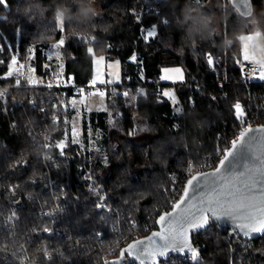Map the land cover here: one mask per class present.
I'll return each instance as SVG.
<instances>
[{"label":"trees","instance_id":"obj_1","mask_svg":"<svg viewBox=\"0 0 264 264\" xmlns=\"http://www.w3.org/2000/svg\"><path fill=\"white\" fill-rule=\"evenodd\" d=\"M251 1L250 17L230 0L0 3V86L8 87L7 102H0V264H111L130 242L157 229V218L173 208L193 174L216 168L238 135L236 103L251 105L250 116L264 120V85L246 84L241 73V37L257 30L264 37V0ZM152 28L156 35L147 40ZM61 40L63 70L76 85L92 83L90 48L118 59L121 74L104 93L113 120L107 111L90 115L93 131H101L100 149L82 153L69 139L43 158L34 134L66 133L72 112L60 102L72 90L17 82L9 65L15 61L17 70L16 63L30 62L46 80L60 66L46 50ZM209 54L225 59L210 65ZM167 67H180L184 80L163 82ZM166 87L176 89L182 113ZM51 208L54 215H46ZM237 238L213 222L194 233L195 258L160 264H264V235L246 246Z\"/></svg>","mask_w":264,"mask_h":264},{"label":"water","instance_id":"obj_2","mask_svg":"<svg viewBox=\"0 0 264 264\" xmlns=\"http://www.w3.org/2000/svg\"><path fill=\"white\" fill-rule=\"evenodd\" d=\"M233 7L244 17H250L252 14V1L251 0H230ZM249 129L252 130H260L264 129V125H256L248 128L243 133H248V147H241L239 156L235 158H229L227 157V154L232 151L235 152L236 149L233 148V143L231 144L230 148L225 152L224 156L219 161L216 168L204 172H197L193 174L186 182L184 192L180 199L174 204L180 203L181 201H184L183 204H181V209H184L189 205V201L192 203V211H196V208L207 207V202L203 201L201 198L205 196H215V193L211 192V186H210V180L215 179V176L213 174L219 175L220 172L224 171L223 168H221L222 162L226 163L228 159H233V164L231 166V171L226 174H233V173H239L242 170V166H247L249 168H252L254 171L252 175L254 178L258 181L251 192V199L249 201V211L254 214V217L256 219H259L260 217H264V131H252L248 132ZM251 137H255V139H250ZM240 135L233 141L236 142L237 145H240ZM201 177L202 180H204V183L200 187V189L193 193L191 189L187 188L188 182L193 179V177ZM217 183H222V181H217ZM188 192L189 195L186 197L185 192ZM226 203V202H225ZM216 207V210L218 213L222 211L221 205H214ZM178 209H176L174 206L170 211L164 212L161 215L169 214V213H177L179 214ZM161 215L157 218L156 224L157 229L152 231L149 235L134 240L130 242L126 247H124L121 250V254L118 258L114 259L111 264H122L124 261L127 260V258H130L137 262L138 264H158L161 261L168 260L172 256H188L192 255L191 252L188 251L187 248L184 249V251H176L173 250L172 245L175 244L176 248L180 247L179 239L177 238L175 241L173 240H164L161 239L159 236H154V233H160L167 235L169 230L167 227V222L161 223L159 222ZM207 215V224L202 228H193L189 229L188 231V243L192 248L196 250L197 249L194 246L193 242V235L194 233H199L202 231H205L210 222L214 221L217 224L232 229L236 233L240 235L241 238L247 239V240H253L256 238H259L264 235V231L260 232H250L248 229L243 228L242 225L247 223V218L243 217H221L219 219L213 217L210 212L206 213ZM168 220H171V216L169 215L167 217ZM149 237H152V240L154 243L149 245ZM137 241H144V245H141L139 247L147 248L148 250L152 249H160L165 244L169 245V250L166 252L164 256L157 255L155 257V262L147 257H139L137 258L134 255H129L128 249L130 245L135 244ZM139 250V248H138ZM123 254V255H122Z\"/></svg>","mask_w":264,"mask_h":264},{"label":"snow or ice","instance_id":"obj_3","mask_svg":"<svg viewBox=\"0 0 264 264\" xmlns=\"http://www.w3.org/2000/svg\"><path fill=\"white\" fill-rule=\"evenodd\" d=\"M2 2L3 0H0V3ZM152 34L153 33H149L148 35L151 36ZM63 43V40L59 42L60 45H62ZM208 62L210 65H213V59L211 55H209L208 57ZM176 72L180 73L182 78V73L180 72V70L176 69ZM261 78L264 79V76H262ZM164 95H168V93H165ZM235 109L240 115H242L241 106L239 104L235 105ZM252 131H264V129L248 130V132ZM239 139L240 145H237L236 142H233V148L236 149V151H230L227 154V157H238L240 148L249 146L248 133H241ZM250 139H255V137H251ZM232 164L233 159H228L226 163L222 162L221 168H223L224 171L220 172L219 175L213 174L215 176V179H211L209 182L211 186V192L215 193V196H205L201 198L203 201L207 202L206 208H196V211H192L191 208L193 205L191 201H189V205L184 209H181V204H183L184 201L177 203L176 205H174V207L180 210L179 214H164L161 215L159 220V222L161 223L167 222V227L169 230L168 234L165 235L154 233L153 235L159 236L164 240L175 241L178 238L180 247L176 248L175 244L173 243V250L182 252L185 248H187L195 258L197 253L196 250L192 248L188 243V231L189 229L204 227L207 224L206 213L208 212H210L211 215L217 219L221 217L232 216L247 218L248 222L242 225L243 228L248 229V231L250 232L264 231V217L256 219L254 217V214L249 211V201L252 198L251 192L255 184L258 182L252 175L254 170L247 166H242V170L239 173L226 174L231 171ZM217 181H222V183H217ZM203 183L204 180H202L201 177H193V179L188 182L187 188L191 189V191L195 193L200 189ZM188 195L189 193L186 191L185 196L187 197ZM214 205H221L222 211L218 213ZM169 215L171 216V220L167 219ZM152 243H154V241L152 240V237H149V245H151ZM141 245H144V241H137L135 244L130 245L129 249L127 250L129 255H134L137 258L147 256L155 262V257L157 255L164 256L169 250L168 244H165L160 249L152 250L139 247Z\"/></svg>","mask_w":264,"mask_h":264},{"label":"rangeland","instance_id":"obj_4","mask_svg":"<svg viewBox=\"0 0 264 264\" xmlns=\"http://www.w3.org/2000/svg\"><path fill=\"white\" fill-rule=\"evenodd\" d=\"M62 14L60 15V22L62 23ZM149 33H153L151 36H149ZM259 37H257V34H254L255 39H258L263 37V34L261 31L257 32ZM252 34V33H251ZM156 35V29L152 28L145 33V38L148 40L150 38H153ZM264 38V37H263ZM259 41V40H258ZM261 41V40H260ZM59 42L55 44H51L48 49L46 50V54L48 59H57L58 63L60 64L59 68L56 70V72H51V74L56 75L55 79L48 80L49 76L46 78V80L41 79L38 77L35 73V68L31 66L30 62H26L25 65L22 64L25 67L26 70V77L28 83L32 85H43L47 86L48 84H52L56 81L57 78H61V76L64 73L63 70V64L62 59L59 51ZM246 52H254L259 55H264V47L261 46H255L253 44H244L242 46V57L245 58ZM90 53L93 55V62H94V77L92 79V83L95 84H103L106 82L108 77H113L118 82L120 80V74H121V64L118 59H107L104 55H97L93 52V49L90 48ZM33 53L30 55V57L33 58ZM133 61L135 58L132 59ZM15 62H11L9 65V72L8 76H12L15 74V71L17 73V70H15ZM176 69H179L182 73V78L180 73L176 72ZM167 77V78H165ZM161 79L165 83L169 84H177L184 80L183 70L180 67H167L163 69ZM168 93V95H165L167 98H169L173 103L179 104L177 107V113L183 112V106L179 103V98L176 95V89L174 87H166L164 89V94ZM140 95H144V89L140 90ZM67 104V110L72 112L71 119L68 123V129L66 131V135L68 140H71V143L73 145H77L79 147V150L82 153H88L93 150L100 149V141L101 138V131H93V127L90 123V115L92 112H108V114L111 116V120H113L112 117V109L108 106L106 94H96L89 98H84L81 96H71L69 101L65 100ZM119 115H121V112H119ZM49 257L50 255L47 254Z\"/></svg>","mask_w":264,"mask_h":264},{"label":"built area","instance_id":"obj_5","mask_svg":"<svg viewBox=\"0 0 264 264\" xmlns=\"http://www.w3.org/2000/svg\"><path fill=\"white\" fill-rule=\"evenodd\" d=\"M230 43L227 42L226 45H229ZM212 56L213 59V64H217L225 59V55L218 54H209ZM207 56V60L208 57ZM16 77H17V82L25 80L26 77V70L25 67L22 65V63L18 62L16 63ZM241 73L243 76V80L246 84L252 85L255 83H260L264 85V79L261 77L264 76V67H262L260 64L253 62V61H242L241 63ZM51 78L55 79L56 75L51 74L48 78V80ZM116 86V81L112 78H110L109 85H99L95 83H90L86 86H78L75 84L73 78L71 76H66V74H63L61 78H57L55 82H53L51 85L48 84L49 88H56V89H71L72 94L74 96H81L84 98H89L93 95L96 94H104L107 92V90L112 87ZM7 91L8 87L7 86H0V102L2 104H5L7 102ZM15 105L23 106V101L22 100H15ZM61 103V109L62 110H67V104L66 101H62ZM239 104L241 106V112L242 115H240L237 110L235 109V105ZM233 106L234 110V115L235 117L239 120L240 122V128L238 130V135H241L245 130L252 126L256 125H264V120L258 121L255 118L250 116V112L252 110V106L248 105L245 106L241 103H236ZM6 111V110H5ZM262 112L264 113V101H263V109ZM62 120L64 122L68 121V118L66 115L62 117ZM35 141L39 144V146L42 148V156L43 158H46L50 156L51 153L54 151H62L64 148L68 147L69 140L67 138L66 133L63 134V136H55L51 135L48 131H45L44 129H39L36 134H34ZM59 168V167H58ZM212 170V169H208ZM207 170V171H208ZM50 187L53 189V181L50 179L49 180ZM55 208L47 209L44 211L46 215H54ZM214 221H211L209 226L213 223ZM208 226V227H209ZM221 226V225H220ZM232 230V229H231ZM233 234H236L234 230ZM237 243H242V246H246L250 240L244 239V242L241 241V238H237ZM193 261V259L191 260ZM160 264V262L158 263Z\"/></svg>","mask_w":264,"mask_h":264},{"label":"crops","instance_id":"obj_6","mask_svg":"<svg viewBox=\"0 0 264 264\" xmlns=\"http://www.w3.org/2000/svg\"><path fill=\"white\" fill-rule=\"evenodd\" d=\"M257 31L253 32L252 34H246V35H243L241 37V44L242 46L246 43V44H253L255 45L256 47L257 46H261V47H264V38L261 37L258 38V39H255L254 37V34H257V37H259L260 35H258V33H256ZM259 40V41H258ZM261 40V41H260ZM242 61H253V62H256L258 64H260L262 67H264V55H259L257 53H254V52H246V55H245V58L242 57ZM115 81L116 79L113 78ZM177 95V93H176ZM178 97V96H177Z\"/></svg>","mask_w":264,"mask_h":264}]
</instances>
